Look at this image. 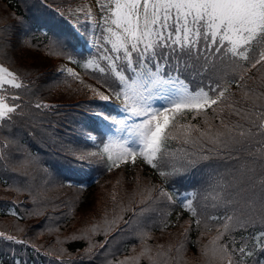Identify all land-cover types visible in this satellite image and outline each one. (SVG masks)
I'll return each instance as SVG.
<instances>
[{
	"label": "snow or ice",
	"instance_id": "snow-or-ice-1",
	"mask_svg": "<svg viewBox=\"0 0 264 264\" xmlns=\"http://www.w3.org/2000/svg\"><path fill=\"white\" fill-rule=\"evenodd\" d=\"M26 7L32 14L0 16V183L25 197L10 202L8 215L39 219L41 235H55V250L44 254L55 264H191L195 244L197 264H264V0ZM33 49L65 63L19 64ZM73 84L103 103L83 105L91 123L64 136L47 118L62 105L39 94ZM33 142L63 165L48 167ZM122 165L139 170L131 192L114 185L111 207L61 239V217L48 214L60 208L48 195L52 185L84 190L92 172ZM141 165L160 183L143 178ZM176 207L183 212L172 224ZM183 214L179 239L158 242L154 233L176 227ZM29 231L18 225L0 238L39 254ZM69 241L86 247L72 253ZM11 264L27 261L13 251Z\"/></svg>",
	"mask_w": 264,
	"mask_h": 264
},
{
	"label": "trees",
	"instance_id": "trees-1",
	"mask_svg": "<svg viewBox=\"0 0 264 264\" xmlns=\"http://www.w3.org/2000/svg\"><path fill=\"white\" fill-rule=\"evenodd\" d=\"M51 2L56 4V3H61V0H51ZM66 2H73L76 4L84 3L83 0H66ZM32 3L33 0H0V16L7 15L9 11H17L19 13L32 14L34 10L26 7V5H31ZM65 23L67 24V22ZM68 27H71V25L68 24ZM39 39L41 38L38 37L37 40L35 41L36 44H39ZM22 56L24 58L18 60V63L29 66L35 64L36 66L42 65L44 68H48V67L56 66L57 62L59 61L56 59L45 58L42 50L37 51L35 49L23 53ZM37 70H40L39 67H37ZM77 87L78 86L76 84H73L71 89L61 88L59 90L42 91L39 95L43 102L45 101L51 102V101H56L58 99H60V101L75 100L77 98L76 94L79 92L75 90ZM33 99L35 100V98ZM94 104H100V103L90 102V105H94ZM91 115L92 114L90 113V117ZM69 118L73 120V116H69ZM64 119H67L66 115H64ZM141 168L143 169V171L139 172V174L143 178L151 180L153 183H157V184L160 183L159 179L155 175H153L152 169L143 165H141ZM138 171H139L138 169L133 168L131 165H127V166L122 165L120 168L113 169L112 172H107L103 168L97 169L96 171L91 173L89 187H87V189H84L85 192L81 198L80 206L78 207L68 206V204L60 198L53 199L55 203L60 205V208L58 212L52 213L51 208L49 207L48 214L61 217L59 220L60 238L63 239L66 236H70L74 232H77L78 229L90 225V223L93 220L99 219V217L103 213L105 206L107 205L109 208L111 207L110 193L114 190V185L116 186L117 191L123 192L124 190H127L128 192H131V189L134 185L133 178L137 175ZM117 180L121 182L120 185H116ZM96 191H97L96 198H93V201L91 202L92 195ZM13 199H16V195H13V192H6L4 190L3 184L0 183V228H5V232L7 233H14L18 225L26 228L31 227V231L28 232L27 238L30 239L33 244H36V242L40 244H45L44 246L39 245L41 246V252L39 254L36 253L39 260L42 262L41 264H44V261L50 258L49 256L44 254L45 250L47 249L46 244L53 245L55 243L56 237L55 235H49L47 232H44V234L41 235L42 230L38 231L32 226H30V222L34 218H26L24 220H18L8 215L7 210L10 207V202ZM24 199L25 197L22 196V200ZM61 201H63L64 203L61 204ZM89 204H90V215H89L90 219L85 216V211H86L85 209L89 207L88 206ZM19 211L21 212V214L25 215V213H23L22 208L19 209ZM182 212L183 210L179 207H176L172 210V215H171L172 224H177V213H182ZM187 219L188 216L186 214H183L181 216V219L179 220V224L176 227H169L168 230L165 231L163 234L157 231L154 233V236L158 239V242L160 243H165L168 240L179 239V233L182 231V228L179 225H183L184 221ZM38 220L39 219H35V221ZM74 222L77 223L76 227L71 229H66L72 227L73 225L72 223ZM38 228L42 229V226H39ZM194 228L195 226L193 225V229ZM189 238L192 241L196 240L197 234L194 230L190 233ZM34 239L36 242L34 241ZM98 239H102V237H98ZM2 243L3 242H1L0 240V244ZM65 247L70 252L76 253L77 250L82 251L83 248L86 247V242L69 241L65 245ZM127 247L130 249L131 245H127ZM27 250H29L31 255L33 256L32 247L28 246ZM198 256H199V252L196 245L195 244L189 245L187 252V259L191 262V264H197ZM261 259H264V257H261ZM0 264H11L9 262V257L8 256L4 257L2 252H0ZM27 264H32L30 262V259L28 260Z\"/></svg>",
	"mask_w": 264,
	"mask_h": 264
},
{
	"label": "rangeland",
	"instance_id": "rangeland-1",
	"mask_svg": "<svg viewBox=\"0 0 264 264\" xmlns=\"http://www.w3.org/2000/svg\"><path fill=\"white\" fill-rule=\"evenodd\" d=\"M96 193H97V191L95 193H93L92 198H91V202L93 201V198H96Z\"/></svg>",
	"mask_w": 264,
	"mask_h": 264
}]
</instances>
